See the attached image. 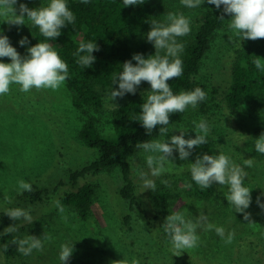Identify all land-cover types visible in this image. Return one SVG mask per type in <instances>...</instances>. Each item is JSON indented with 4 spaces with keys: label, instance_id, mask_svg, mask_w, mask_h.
<instances>
[{
    "label": "rangeland",
    "instance_id": "rangeland-1",
    "mask_svg": "<svg viewBox=\"0 0 264 264\" xmlns=\"http://www.w3.org/2000/svg\"><path fill=\"white\" fill-rule=\"evenodd\" d=\"M168 1L171 8H175L174 13L180 12L189 18L191 31L196 30L207 9V0L197 8L185 7L180 0ZM22 3L31 9L44 6L47 0H17L14 5L17 14ZM166 15L160 22H165ZM4 20L5 17L0 16V34L8 37L21 56L26 55L28 43L21 46L19 41L28 40L33 25L27 19L25 25L19 26ZM228 24L229 21L216 33L196 75L206 86V112H201L198 106H189L182 113L171 114L170 133L165 137L167 140L171 135H179L181 130H188L184 138H195L192 122L204 119L210 127L208 144L194 147L186 160L179 159L174 150L173 164L166 163L168 171L159 177L151 176L145 162L147 153L136 147L129 158L135 193L132 210L128 200L119 194L123 184L119 168L86 174L76 184L70 180L69 173L81 169L97 155L95 149L86 147L79 139L78 132L84 121L93 116L99 130L110 133L114 104L118 107L133 94L126 93L110 101L108 89L104 92L101 109L90 111L88 116L72 106L65 83L55 91L33 88L29 93H22L19 86L12 85L8 95L0 96V219L10 208L29 211L33 222L19 219L15 223L18 236L22 239L33 235L43 242V250H33L31 255L18 252L6 257L0 250V264H62L59 259L62 244H73V253L66 264H110L123 258L129 262L136 259L139 264H264V209L257 203L259 197L264 204V157L254 150L255 138L264 132V113L254 112L247 106L232 109L225 98L236 56L249 51L264 59V39L239 40ZM0 62L9 63L10 60L4 57ZM146 83L140 86L145 87ZM136 92H139L138 87ZM152 139H163L159 137V130L154 132ZM218 152L228 155L242 167L244 159L255 160L253 167L245 168L248 175L244 186L251 189V203L245 211L251 222L228 204L224 197L227 186L213 182L212 196L205 200L188 196L182 188L183 180L190 173L189 164L202 154ZM141 172L155 182V191L144 189ZM20 179L32 184L33 190L47 189L43 199L35 203L17 202L16 187ZM85 183L95 185L91 214L86 221L61 201L65 192ZM161 189H166L169 196L157 208L155 193ZM54 200L64 206L67 222L53 206ZM175 211L184 212L186 219L193 222L201 214L206 217V222L201 221L197 228L199 246L185 249L179 256L162 227L166 216ZM127 214L130 215L128 225L124 222ZM207 223L223 227L226 236L233 232L232 243L225 244L214 229L206 230ZM45 236L50 239H44Z\"/></svg>",
    "mask_w": 264,
    "mask_h": 264
},
{
    "label": "clouds",
    "instance_id": "clouds-1",
    "mask_svg": "<svg viewBox=\"0 0 264 264\" xmlns=\"http://www.w3.org/2000/svg\"><path fill=\"white\" fill-rule=\"evenodd\" d=\"M87 4L89 0H81ZM144 0H123V5L133 6L142 4ZM17 0H0V16L10 25H25V20L38 27L40 34L48 41H54L61 35V29L67 25L75 23V15L69 10L66 0H47L44 6L28 8L25 4H20L18 13L14 5ZM180 3L188 8L201 7L204 0H180ZM208 4L215 5L220 9L223 5V12L228 14V27L234 32L239 40L264 39V0H207ZM224 19L223 16L219 17ZM190 20L183 13L168 12L165 22L153 21L150 30L146 34L148 42L152 43L155 49L153 55L145 58L142 54H134L131 60L122 64V71L115 74L111 82L118 85V89H110L107 92V99L115 100L123 97L126 93L135 94L141 82H147L150 90L145 102L140 105L139 123L145 129L147 135H151L154 128H159V137L163 139H152L143 141L136 145L147 155L145 162L150 169L152 177H159L168 169L165 164H173V151H177L179 159L186 160L194 147L208 144L207 135L210 127L204 119L198 123L193 121L195 138L185 139L188 130L179 131V135H171L168 125L169 117L173 113H182L189 106L196 108L197 105L207 98V94L200 87L191 91L181 90L174 94L167 81L180 77L183 73V63L179 58L183 51V45L177 42L178 37L186 36L190 33ZM27 38L19 41L21 46L27 44ZM99 48L93 42H81L77 51L73 54L77 57L76 63L83 68H89L95 61L92 55ZM161 51L164 55H161ZM8 58L9 63L0 62V96L10 93L12 85L19 86V91L29 93L33 88L36 90L50 89L58 90L66 82L69 72L68 64L61 59L58 52L49 42H38L27 48V54L21 56L14 47L11 46L7 36L0 34V58ZM132 60L136 61L135 64ZM253 64L257 70L264 72V59L254 56ZM116 107L117 105L114 104ZM254 149L257 153L264 155V132L254 140ZM254 158L244 159V166L235 164L231 158L223 152L215 155L202 154L189 164V171L192 180L201 188L208 189L213 182L220 186H227L228 191L224 194L228 204L233 211L243 213L244 219L250 221L249 214L245 211L251 203L250 188L244 186L248 173L245 168L253 167ZM143 180V187L146 190L155 191L156 184L143 172L140 173ZM164 183H167L166 181ZM16 191L18 194L32 192V184L24 179L17 181ZM264 195V192H262ZM10 203V199L5 197ZM258 205L264 209V204ZM53 206L57 209L61 218L67 222L64 215L65 208L59 200L53 201ZM12 221L23 218L30 223L33 222L29 211L19 207L5 210ZM201 221L206 222V217L202 214L200 218L193 222L186 219L185 213L175 211L166 216L162 224L164 232L169 238V242L177 256L185 249H192L199 246L200 237L197 235V228L201 226ZM251 222V221H250ZM215 230L216 234L225 244H231L234 233L225 235V229L210 223L206 224V230ZM6 232L12 233L17 230L14 224L5 228ZM44 239H50L45 236ZM17 250L23 255H31L33 250H43V242L39 237L28 235L22 239H14ZM73 253V244H62L59 252V259L62 264L70 259ZM110 264H139V261L127 259L111 261Z\"/></svg>",
    "mask_w": 264,
    "mask_h": 264
},
{
    "label": "trees",
    "instance_id": "trees-1",
    "mask_svg": "<svg viewBox=\"0 0 264 264\" xmlns=\"http://www.w3.org/2000/svg\"><path fill=\"white\" fill-rule=\"evenodd\" d=\"M69 10L75 15V23L61 29V35L54 41L43 37L38 27L32 26L28 38V47L38 42H49L68 64V78L65 86L71 96L72 106L88 116L90 111L98 112L103 105L104 92L110 87L118 89V85L111 82L115 74L122 71V64L131 60L134 54H142L145 58L155 53L152 43L146 39L153 21L160 22L165 14L173 12L174 7L168 0H144L142 4L124 6L123 0H89L87 4L81 0H66ZM223 16L224 19L219 17ZM199 20V25L178 43L183 45L180 59L183 63V73L180 77L167 81L174 94L181 90L191 91L200 87L206 91V86L196 79L202 61L210 50L216 33L228 23L230 16L223 12V5L217 9L215 5L208 4ZM96 43L99 50L92 55L95 61L89 68H83L76 63L77 57L73 54L81 42ZM162 53V54H161ZM161 55L164 52L161 51ZM252 52H243L236 56L232 67V79L226 92V101L232 109L247 106L257 113H264V72L256 69L253 64ZM135 64L136 61L132 60ZM143 82V81H142ZM141 82V84H142ZM140 84V85H141ZM138 86L139 92L126 99L112 112V130L102 133L97 126V119L89 116L78 132L79 139L86 147L95 149L97 155L81 169L69 173L73 184L86 174L111 171L119 168L122 186L120 196L128 200L129 209H133L135 202L134 185L130 177L129 158L136 145L143 141H150L155 131L147 135L139 123L140 105L145 102L150 85ZM207 94V93H206ZM198 108L206 112L207 98L200 102ZM255 150V149H254ZM264 157V155L259 154ZM182 188L188 196L197 199H208L212 190L201 189L191 178L183 180ZM47 189L23 192L15 197L17 202L35 203L43 199ZM154 200L155 206L160 207L169 193L166 189L158 190ZM95 185L85 183L68 191L61 197L62 203L70 208L81 220H88L91 214ZM130 215L124 218L129 224ZM18 221V220H17ZM7 215L2 213L0 219V250L6 257L18 254L14 239H20L18 232L8 233L2 231L3 227L15 225Z\"/></svg>",
    "mask_w": 264,
    "mask_h": 264
}]
</instances>
